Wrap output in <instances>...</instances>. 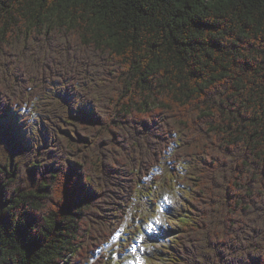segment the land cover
Listing matches in <instances>:
<instances>
[{"label":"trees","instance_id":"1","mask_svg":"<svg viewBox=\"0 0 264 264\" xmlns=\"http://www.w3.org/2000/svg\"><path fill=\"white\" fill-rule=\"evenodd\" d=\"M55 82L91 112L30 146L9 112ZM173 144L165 264H264V0H0V264H107Z\"/></svg>","mask_w":264,"mask_h":264},{"label":"rangeland","instance_id":"2","mask_svg":"<svg viewBox=\"0 0 264 264\" xmlns=\"http://www.w3.org/2000/svg\"><path fill=\"white\" fill-rule=\"evenodd\" d=\"M51 106L56 108L63 106L65 110L63 112L64 119L68 122L80 116L82 110L91 112L90 106L80 103L76 94L68 92L60 83H53L39 103V112H32L31 107L9 112L30 146L41 147L45 143L52 144L48 133L49 128L44 123L47 121L46 113L41 109ZM49 124L59 132H67L64 127H56L50 122ZM68 134L71 135V133ZM175 148L176 145L173 144L170 150L162 156L159 167L153 170L147 180L142 179L138 183L125 219L119 227L125 231L130 230L133 227L132 217H136L134 227L139 232L141 218L147 221L149 217H159L160 223L155 225V227L157 226L155 229L156 236L146 232L145 241L138 245L136 251H128V249L124 251L122 259L119 257L111 258L112 252L117 248L116 244L104 245L100 251L105 253L107 264H132L137 256L141 258L144 264H165L173 252L174 240L178 233V218L190 215L185 206V187L178 185V174L170 161V151L172 152ZM186 167L187 165L184 163L179 165L180 174H185ZM163 196H168L171 203L164 202ZM150 202L154 203L156 207H151ZM160 207L165 210L159 211ZM148 236L151 238L148 239ZM140 248H143L144 251H140Z\"/></svg>","mask_w":264,"mask_h":264},{"label":"snow or ice","instance_id":"3","mask_svg":"<svg viewBox=\"0 0 264 264\" xmlns=\"http://www.w3.org/2000/svg\"><path fill=\"white\" fill-rule=\"evenodd\" d=\"M145 180L148 178L145 177ZM154 183V181H153ZM164 202L170 204L171 200L168 196H163ZM150 206L155 208L156 205L154 203L150 202ZM159 211H164L165 209L163 207H160L158 209ZM132 223L133 227L125 231L124 229L116 228L113 230V233L110 234V240L109 242L112 244H116L117 248L114 250L111 254V258H123V253L126 251L129 247H131L132 251H136L137 245L142 244L145 239V233H150L154 230L155 225L160 223L159 217H149L147 221H144L143 218L140 219L141 229L138 232L134 225L136 223V217H132ZM148 239L151 237L148 236ZM140 251H144L143 248H140ZM133 264H144V262L141 260L139 256L136 257V260L133 262Z\"/></svg>","mask_w":264,"mask_h":264}]
</instances>
